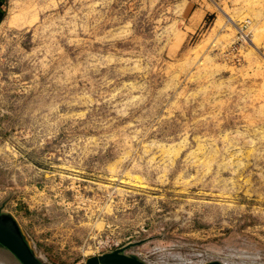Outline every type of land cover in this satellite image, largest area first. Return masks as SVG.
<instances>
[{"label":"rangeland","instance_id":"374dc122","mask_svg":"<svg viewBox=\"0 0 264 264\" xmlns=\"http://www.w3.org/2000/svg\"><path fill=\"white\" fill-rule=\"evenodd\" d=\"M1 18L0 205L42 262L264 264V0Z\"/></svg>","mask_w":264,"mask_h":264},{"label":"water","instance_id":"95a60500","mask_svg":"<svg viewBox=\"0 0 264 264\" xmlns=\"http://www.w3.org/2000/svg\"><path fill=\"white\" fill-rule=\"evenodd\" d=\"M0 205V251L10 256L17 264H45L35 254L16 219ZM125 247L99 256H93L81 264H149L139 256L129 254ZM205 264H224L213 261Z\"/></svg>","mask_w":264,"mask_h":264},{"label":"bare ground","instance_id":"6f19581e","mask_svg":"<svg viewBox=\"0 0 264 264\" xmlns=\"http://www.w3.org/2000/svg\"><path fill=\"white\" fill-rule=\"evenodd\" d=\"M0 264H17V263L7 254L4 255L0 254Z\"/></svg>","mask_w":264,"mask_h":264},{"label":"crops","instance_id":"0c3cea01","mask_svg":"<svg viewBox=\"0 0 264 264\" xmlns=\"http://www.w3.org/2000/svg\"><path fill=\"white\" fill-rule=\"evenodd\" d=\"M5 0H0V21L1 17L3 16V9H4Z\"/></svg>","mask_w":264,"mask_h":264}]
</instances>
